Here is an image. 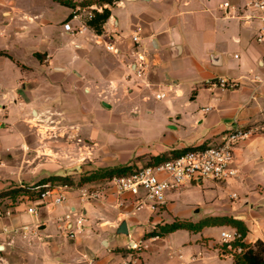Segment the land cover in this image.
<instances>
[{"label":"crops","instance_id":"0c3cea01","mask_svg":"<svg viewBox=\"0 0 264 264\" xmlns=\"http://www.w3.org/2000/svg\"><path fill=\"white\" fill-rule=\"evenodd\" d=\"M83 1L0 0V153H9L11 165L0 168V191L46 177L36 159L19 160L24 149L46 148L38 142L41 129L24 124L43 114L36 109L30 119L27 108L33 113L39 104L60 106L65 96H80L76 116L95 118L88 126L80 124L93 139L103 129L94 124L103 118L97 109L100 97L127 99L121 109L115 104L107 108L100 100L110 112L102 119L106 130L114 114L127 123L157 115L150 141L138 148L152 152L148 161L185 148L218 145L237 125L255 133L235 148L237 177L207 180L202 200L184 204L186 187H197L187 184L170 192L158 213L126 217L125 209L113 207L112 195L82 200L80 189L91 183L72 186L61 205H38V219L27 212V200L0 202V210H12L11 216L0 218V264H233L220 238L230 226L148 234L176 220L198 223L228 216L246 226L245 243L264 242V43L256 42L260 21L246 19V0H90V6L101 7L99 12H111L102 32H66L70 3ZM136 34L139 47L132 40ZM108 44L118 53L109 51ZM136 52L148 61L144 81L150 87L131 69ZM217 78L239 85L223 89L212 85ZM160 92L166 98L156 99ZM57 111L70 114L64 108ZM73 208L86 219L84 232L75 239L67 236L64 222ZM123 221L127 235L118 232ZM25 226L26 231L4 232Z\"/></svg>","mask_w":264,"mask_h":264},{"label":"built area","instance_id":"2783aa9c","mask_svg":"<svg viewBox=\"0 0 264 264\" xmlns=\"http://www.w3.org/2000/svg\"><path fill=\"white\" fill-rule=\"evenodd\" d=\"M228 6L225 4V7ZM95 10L99 12L101 7L92 5L74 8L63 25L64 30L71 34H82L88 31L90 27L87 21L93 17ZM245 10L247 20L258 19L260 21L256 42L264 43V0H246ZM73 21H77L79 25L74 27ZM132 40L139 47L141 41L139 35H133ZM107 49L118 53L113 44H108ZM136 55L137 60L131 69L145 87H150V84L144 81L148 61L144 54L136 52ZM212 85L233 90L238 87L239 83L226 78H217ZM166 96L165 92L155 95L156 99H164ZM254 133L252 129L237 125L223 134L218 145L197 146L161 163L138 166L131 173L107 179L98 186L82 187L80 189L81 198L82 200H107L109 195H112L116 199L113 207L125 209L126 217L141 211L158 213L167 205L168 194L183 185L202 183L207 180L220 183L237 177L240 169L235 163V148ZM42 187L44 191L39 200L33 201L28 196L19 198L31 203L27 212L37 219L39 217L38 205L45 204L47 207L61 205L66 200V192L72 189L69 184L47 183ZM11 215V209L0 210V218ZM64 222L67 236L71 239L77 238L85 230L86 219L81 210L70 209L64 217ZM28 229L27 226L16 229L6 227L4 232L12 233ZM220 238L222 244L230 252L242 251L241 246L233 247L234 242L242 240V235L237 229L231 228L223 231Z\"/></svg>","mask_w":264,"mask_h":264},{"label":"rangeland","instance_id":"374dc122","mask_svg":"<svg viewBox=\"0 0 264 264\" xmlns=\"http://www.w3.org/2000/svg\"><path fill=\"white\" fill-rule=\"evenodd\" d=\"M116 97L117 100L108 99L107 96L100 97L98 100L97 109L103 114V118L98 117L97 122L94 124L98 128L103 129L94 139L90 138L89 133L83 132L80 124L88 126L89 122L95 118L76 116L80 110V96H65V103L62 102L60 106L56 103L46 106L39 104L33 110L38 109L43 115L41 117L34 116L33 122L24 121V124L33 125L35 129H41L39 135H37L38 142L40 146L46 145V148L40 149L39 152H36L32 148L24 149L19 160L23 163L25 160L36 159L41 163V166H44L43 168L47 172L45 173L47 174L46 177L53 175L69 176L73 186L78 184L82 176L89 173H100L104 170L127 165H131L135 169L138 166L150 164L148 159L152 155V152L147 149L142 150L138 148H142L143 143L150 141L148 140V137H150L148 132L152 130V125L159 117L157 115H141L133 122L127 123L120 115L114 114L112 117L114 123L112 127H108L106 130L104 129L106 123L102 119H105L106 115L110 114V112L103 107L100 100L110 104L111 108H113L112 104H115V108L118 109L126 107V97ZM128 103L133 104L132 101ZM58 108H64L65 111L70 113L69 116L59 114ZM27 110H29L28 114L31 119L32 115H34L30 111L31 107L27 108ZM136 153L138 155H135ZM8 154L0 153V168H7L8 165L11 166L8 160L10 155ZM79 167H81L82 172L77 171ZM202 183L203 185L197 183L195 189L190 187H186L185 189V185H183L173 192H178L184 187L186 190L183 199L184 204L197 200L201 201L202 194L207 186L206 181ZM23 184L30 183L23 182ZM89 186L98 185L91 183Z\"/></svg>","mask_w":264,"mask_h":264},{"label":"trees","instance_id":"16d2710c","mask_svg":"<svg viewBox=\"0 0 264 264\" xmlns=\"http://www.w3.org/2000/svg\"><path fill=\"white\" fill-rule=\"evenodd\" d=\"M111 0H97V3L102 4L103 2ZM92 4V1L87 0L80 3H70V6L74 9L77 7H87ZM99 6V5H98ZM111 15L109 9L104 8L102 12L93 11V17L87 21L88 26L93 29L96 33L102 32V25L105 23ZM0 55L2 53L0 52ZM205 146V144L201 145ZM194 149L185 148L183 150L172 151L170 154H163L161 156H156L150 158V164H158L161 163L173 156L180 155L188 150ZM133 170L131 165L116 167L110 170H104L100 173L94 172L86 174L82 176L77 185H83L86 183H101L107 179H111L116 176H123L131 173ZM51 183V184H69L73 186L72 180L69 176H58L53 175L46 178H43L33 184H23L11 186L5 190L0 191V202L8 199L12 201L13 204L22 196H28L31 200L36 201L41 197V193L44 191L43 185ZM205 226H230L232 228L237 229L241 235L242 240L234 242L233 247L236 248L241 246L242 251H232L230 252L233 256V264H264V242L262 240H258L253 244H247L244 242V238L247 233V228L243 224L242 221L234 219L228 216H216L205 218L199 221L198 223L184 222L180 220H176L172 223L165 224L160 226L157 230L149 233V236L161 237L167 233L176 231L178 229H191V230H200Z\"/></svg>","mask_w":264,"mask_h":264},{"label":"water","instance_id":"95a60500","mask_svg":"<svg viewBox=\"0 0 264 264\" xmlns=\"http://www.w3.org/2000/svg\"><path fill=\"white\" fill-rule=\"evenodd\" d=\"M103 105H104L105 107H107V108L110 107V105L107 104L106 102H104ZM33 114L36 115V111H35V110L33 111ZM77 171L82 172L81 167L77 168ZM118 232L121 233V234H124V235H127V234L129 233V231H128V227H127V222H126V221H123V222L121 223Z\"/></svg>","mask_w":264,"mask_h":264}]
</instances>
